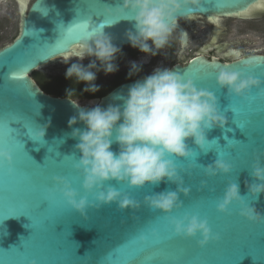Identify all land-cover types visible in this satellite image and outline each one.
<instances>
[{"label": "water", "instance_id": "obj_1", "mask_svg": "<svg viewBox=\"0 0 264 264\" xmlns=\"http://www.w3.org/2000/svg\"><path fill=\"white\" fill-rule=\"evenodd\" d=\"M17 1L21 5L19 34L11 44L0 48V148L10 151L14 162L11 171L6 162L0 166V264H115L117 258L113 253L123 255L125 246L131 241L141 244L142 236L147 237L149 245L165 238H171L178 245L174 258L160 264H264V224L247 221L240 215L237 204L227 214L217 210L229 183L236 182L249 206L264 214V194L253 199L247 186L258 183L250 174L251 167L255 156L264 154V98L256 89L246 100L229 97L227 90L216 82L219 70L244 71L242 61L252 57L258 59L259 66L247 74L264 80V55L245 57L234 51L226 54L235 58L231 62L200 55L185 65L178 63L171 68L181 75L195 74L196 86L217 96L219 109L228 121L225 129L208 132L210 141H218H213L212 150L205 154L189 141L190 149L197 153L196 158L176 160L178 168L197 164L196 170L181 172L184 186L191 190L188 197L180 194L183 208L169 217L144 205L145 196L175 191V184L164 182L155 187L131 189L112 182L141 207L123 211L116 204L99 209L90 207L86 215H81L53 191L54 177L59 176L66 178L81 196L86 195L83 177L75 168L81 156L76 149L78 141L71 137L72 129L68 124L70 118L78 115V109L72 104L77 102L46 93L33 74L60 59L79 58L87 38L77 32L78 25L90 21L87 28L92 31L104 20L103 16L91 15L87 8L99 3L115 8L122 6L123 0H34L25 12L27 0ZM258 1L203 0L199 8L185 9L179 20L195 15L240 14ZM177 29L187 36L180 24ZM129 30L135 31L133 22L122 19L105 25L100 31L109 35L115 46L124 48L130 45L126 39ZM199 68L214 71L210 78L201 81L195 78ZM143 78L124 82L107 95L90 99L87 106L77 104L105 108L109 104H120L115 97L126 94L129 87ZM249 112H254L250 118ZM9 120H23L26 128L22 121H10L8 127ZM40 127L46 128L44 141H34ZM76 127L85 126L78 123ZM12 135L18 141L5 143V138ZM224 137L231 140L227 143ZM230 145L236 148L230 149ZM113 150L118 151L119 146L113 144ZM218 155L233 171L228 176L207 177L201 165L207 167L214 163ZM202 181H206L207 188H201ZM89 201L95 203L92 196ZM185 215L208 220L213 239L206 247H199L198 241L202 239L199 235L193 239L175 235L171 219H183ZM153 232L157 235L153 236ZM179 249L190 251L185 253ZM129 264L140 262L130 261Z\"/></svg>", "mask_w": 264, "mask_h": 264}, {"label": "clouds", "instance_id": "obj_2", "mask_svg": "<svg viewBox=\"0 0 264 264\" xmlns=\"http://www.w3.org/2000/svg\"><path fill=\"white\" fill-rule=\"evenodd\" d=\"M203 0H123L119 10L133 22L135 31L129 30L126 39L133 49L139 50L148 57L159 55L169 45V39L177 30L180 14L185 9L199 8ZM90 26V21H84ZM151 42V43H149ZM181 45L186 47L187 36L181 34ZM122 54V49L115 46L112 38L103 31L90 34L84 42L79 61L86 57H94L91 63L84 66L82 62L72 63L66 70L67 79L84 83L85 92L96 93L99 87L95 81L97 72L105 75L117 71L115 63ZM99 61V66L97 65ZM143 61L142 63H146ZM244 71L221 69L216 75V82L226 89L229 97L247 99L253 89L259 90L264 98V80L247 74L249 70L259 66L257 58L242 61ZM142 70V64L132 62L129 78ZM68 95L72 90L68 89ZM115 99L120 104H109L106 108L81 107L78 115L70 118L68 124L72 129L71 137L78 141L76 149L81 156L75 168L83 177L81 194L63 177H54V192L59 193L67 204L81 215L88 209L101 208L116 204L119 210L139 209L140 203L127 193L118 190L115 184L127 185L131 189H144L146 186H158L169 182L177 186L176 190H166L145 196L144 205L149 209L171 216L174 211L183 208L180 194H190V188L184 186L182 171H190L191 167L181 169L176 160H192L197 153L190 149L189 141L201 152L212 150L213 141L208 132L215 128L225 129L228 121L219 109L217 96L206 89L198 88L191 78L165 67H157L143 79L136 81L126 94ZM82 123L83 129L76 125ZM46 128L40 127L34 141H44ZM226 137V136H225ZM224 137V138H225ZM32 139V138H31ZM227 140V143L229 140ZM237 141V140H236ZM240 141H237L239 143ZM113 144L119 146L113 150ZM235 149L236 145H230ZM6 162L9 170L13 166V155L0 148V166ZM203 167L207 177L220 174L228 176L232 166L224 159L218 158L214 163ZM250 174L258 183L248 186L253 199L264 194V154L255 156ZM112 182H115L113 184ZM206 181L201 188H207ZM92 196L95 203H90ZM237 204L240 215L250 223L264 224V214L249 204L240 195L238 183H229L223 198L217 204L220 213L227 214ZM175 235L189 239L202 237L199 247H206L213 239L212 230L207 219L198 215H185L183 219H171ZM153 236L157 233L153 232ZM219 239V237H216ZM146 243L147 237L142 236Z\"/></svg>", "mask_w": 264, "mask_h": 264}, {"label": "rangeland", "instance_id": "obj_3", "mask_svg": "<svg viewBox=\"0 0 264 264\" xmlns=\"http://www.w3.org/2000/svg\"><path fill=\"white\" fill-rule=\"evenodd\" d=\"M34 0H27V5L33 3ZM21 19V5L17 0H0V48L11 44L18 36L20 30ZM241 37V38H240ZM192 40L187 47H182L180 44V35L177 31L169 39V45L162 50V52L155 57H148L141 53L137 49H133L130 45L122 49V54L119 55L115 61L117 65V71L105 75L101 70L97 72L96 82L104 87L111 84L113 81L119 78H125L128 76L131 70L132 62L142 64V70L134 77H145L150 75L157 67L172 68L175 63L182 62L188 63L191 58L197 55L199 48L205 43V35L195 33L191 36ZM225 39H246L250 41L240 47L243 52L242 56H249L253 53L264 55V35L262 34H229ZM151 43V42H149ZM258 51V52H256ZM94 57H86L83 61H79L78 57H70L68 59H60L58 63L47 66L37 71L39 74L46 78L64 77L67 68L72 63L82 62L85 67L91 63ZM147 61L146 63H142ZM99 66V61H97ZM129 77V76H128ZM44 83L47 85H53L52 79H45ZM56 85H58L56 83ZM80 105L87 106L89 99L76 98L74 99Z\"/></svg>", "mask_w": 264, "mask_h": 264}, {"label": "flooded vegetation", "instance_id": "obj_4", "mask_svg": "<svg viewBox=\"0 0 264 264\" xmlns=\"http://www.w3.org/2000/svg\"><path fill=\"white\" fill-rule=\"evenodd\" d=\"M260 3L261 0H259L256 4L252 5L246 12L240 14L212 17L195 15L189 19H180L179 24L187 32V45L191 43V36H193L195 33L205 35L206 37L205 43H203V45L199 48L197 55L193 58L203 55L210 60L218 59L221 62H231L235 60V58L226 57V54L237 51L240 52L242 56L243 52L241 51L240 47L242 45L250 43V41L246 39L228 40L225 38L232 33H250L264 35V8L258 7ZM176 31L179 33L181 40L182 31H180L179 29H177ZM204 48L206 49L205 51H203ZM254 54L255 53H253L252 55ZM178 63L184 65L187 64L177 62L174 65Z\"/></svg>", "mask_w": 264, "mask_h": 264}, {"label": "snow or ice", "instance_id": "obj_5", "mask_svg": "<svg viewBox=\"0 0 264 264\" xmlns=\"http://www.w3.org/2000/svg\"><path fill=\"white\" fill-rule=\"evenodd\" d=\"M260 8H264V0H261L260 5H258ZM87 12H89L91 15H100L104 17L103 23L93 28L92 31H89L87 26L85 25H78L79 33L83 34V38H87L92 33H98L101 29L104 28L105 25H112L120 20H128L129 18L124 15L119 10V5H117L115 8L109 7L108 5H102L98 4L93 7H88ZM110 13V14H109ZM215 22V21H213ZM199 75L196 76V79H199L201 81L207 80L211 77L213 73V69L211 68H199L198 70ZM187 78H191L194 80L195 74H184ZM231 100V98H229ZM31 110L34 112V109L29 106ZM254 112L248 113V118H250L253 115ZM25 117L29 118L26 114ZM30 119V118H29ZM10 121H16V122H23V120H9L8 121V127ZM23 126L25 127V124L23 122ZM26 128V127H25ZM15 141H18L13 135L11 137L5 138V143H13ZM236 156V154H235ZM234 156V157H235ZM194 168L196 170L197 164H189L187 167L184 165H180L179 168L185 169V168ZM47 201V200H46ZM178 250V245L173 243L171 238H165L164 240H158L154 244H147L141 243L137 244L135 241H131L125 246V253L123 255L114 252L113 255L116 256L115 264H129L130 261H139L140 264H147L148 261L154 262V264H160V262L172 259L174 258V254ZM181 251H184L187 253L190 251L189 249H179Z\"/></svg>", "mask_w": 264, "mask_h": 264}, {"label": "trees", "instance_id": "obj_6", "mask_svg": "<svg viewBox=\"0 0 264 264\" xmlns=\"http://www.w3.org/2000/svg\"><path fill=\"white\" fill-rule=\"evenodd\" d=\"M33 78L39 84V86L42 88V90L45 91L46 93L53 95V96H58V97H69V98H72L74 100L76 98H85V99H91L94 97L101 98V97L107 95L109 92H111L118 85H120L124 82H127V81L138 79L139 77L132 76L131 78H129L127 76L125 78L124 77L119 78V79L113 81L111 84L104 86V87L100 86L95 81L96 85L99 87V91L94 93V94L90 93V92H85L84 88L86 87V85L82 82L81 83L77 82L75 80V78H73L71 80L67 79L66 76L46 78L45 76L39 74L38 72H35L33 74ZM45 79H52L54 84L53 85L45 84L44 83ZM56 83L58 85H56ZM68 89L72 90L71 95H68V91H67Z\"/></svg>", "mask_w": 264, "mask_h": 264}, {"label": "bare ground", "instance_id": "obj_7", "mask_svg": "<svg viewBox=\"0 0 264 264\" xmlns=\"http://www.w3.org/2000/svg\"><path fill=\"white\" fill-rule=\"evenodd\" d=\"M19 4H20V3H19ZM28 7H29V6L26 4V5H25V8H24V12L28 9Z\"/></svg>", "mask_w": 264, "mask_h": 264}]
</instances>
